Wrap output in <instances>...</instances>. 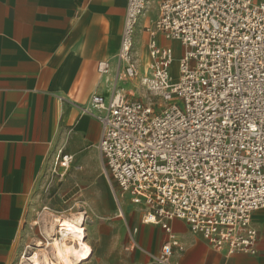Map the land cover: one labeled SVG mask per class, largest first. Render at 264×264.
<instances>
[{
    "label": "built area",
    "instance_id": "obj_1",
    "mask_svg": "<svg viewBox=\"0 0 264 264\" xmlns=\"http://www.w3.org/2000/svg\"><path fill=\"white\" fill-rule=\"evenodd\" d=\"M124 1L111 95H93L86 110L101 126L97 147L117 188V216L126 197L144 223L169 234L157 264H177L172 220L227 255L255 254L252 214L264 209V0H160L141 27L146 72L134 45L150 1ZM160 38L180 46L175 82V50ZM109 71L98 62L100 76ZM123 80L137 81L145 96L129 99ZM73 160L58 151L53 164L66 170Z\"/></svg>",
    "mask_w": 264,
    "mask_h": 264
},
{
    "label": "crops",
    "instance_id": "obj_2",
    "mask_svg": "<svg viewBox=\"0 0 264 264\" xmlns=\"http://www.w3.org/2000/svg\"><path fill=\"white\" fill-rule=\"evenodd\" d=\"M125 8L124 0H0V264H17L25 222L51 158L58 151L74 158L97 147L101 126L86 110L93 95H111ZM144 35L140 49L146 59L137 58L141 72L149 61ZM160 42L180 48L177 42ZM103 60L109 63L108 76L97 72ZM134 82H118L131 100L138 99H132ZM252 224L256 253L227 255L192 234L183 221L172 220L170 235L179 248L171 262L264 264V209L252 214ZM168 238L160 226L144 223L145 250H123L119 235L112 233L89 245L82 263L95 258L96 264H153L146 253L158 254Z\"/></svg>",
    "mask_w": 264,
    "mask_h": 264
},
{
    "label": "rangeland",
    "instance_id": "obj_3",
    "mask_svg": "<svg viewBox=\"0 0 264 264\" xmlns=\"http://www.w3.org/2000/svg\"><path fill=\"white\" fill-rule=\"evenodd\" d=\"M149 1L150 4L137 28L135 37L134 51L140 61H145L146 59L144 47L142 50L140 49L142 44L141 27L147 19L153 17L155 4L160 0ZM173 48L175 49V56H179L181 49L177 46H173ZM176 48L178 49V54H176ZM172 70L176 74L177 66H174ZM134 83L137 95L132 97V99L145 96L138 82L135 81ZM54 157L51 158L49 169L34 194L29 218L25 222L23 230L17 264H30L26 261L23 262L22 258L24 255H26V259L30 258L40 246L39 243L43 245L49 238V234H54L53 228H56V223L53 218L57 217L60 219L80 213L85 218L83 227L84 241L89 247L87 258L93 243L106 239L112 233L119 235L123 250H130L131 247L145 250V246L140 242L141 227L144 225L142 213L128 204L125 197L120 198L124 218L117 217V205L113 199V191L116 193L117 188L103 173L98 147L95 146L91 150L74 156L73 162L66 170L59 166H54ZM116 224H119V226L114 227ZM59 228L58 226L57 229ZM55 237L60 238L58 234H55ZM160 246L161 244H159ZM146 257L153 264H157L149 253H146ZM96 263V259L93 258L91 262L81 264Z\"/></svg>",
    "mask_w": 264,
    "mask_h": 264
},
{
    "label": "bare ground",
    "instance_id": "obj_4",
    "mask_svg": "<svg viewBox=\"0 0 264 264\" xmlns=\"http://www.w3.org/2000/svg\"><path fill=\"white\" fill-rule=\"evenodd\" d=\"M177 61L178 56H175L171 65V75L174 82L176 81V74L172 69L177 66ZM84 219L82 213L60 219L53 218L56 223V228H53L54 234L50 235V233L43 245L39 243L40 246L30 258L26 259V255H24L23 262L26 261L30 264H81L86 260L89 252V247L84 241ZM58 226L59 229H57ZM55 234H58L60 238L55 237Z\"/></svg>",
    "mask_w": 264,
    "mask_h": 264
}]
</instances>
